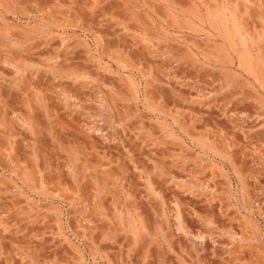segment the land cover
<instances>
[{
    "label": "bare ground",
    "instance_id": "bare-ground-1",
    "mask_svg": "<svg viewBox=\"0 0 264 264\" xmlns=\"http://www.w3.org/2000/svg\"><path fill=\"white\" fill-rule=\"evenodd\" d=\"M0 264H264V0H0Z\"/></svg>",
    "mask_w": 264,
    "mask_h": 264
},
{
    "label": "rangeland",
    "instance_id": "rangeland-1",
    "mask_svg": "<svg viewBox=\"0 0 264 264\" xmlns=\"http://www.w3.org/2000/svg\"><path fill=\"white\" fill-rule=\"evenodd\" d=\"M83 24V23H82ZM76 31V32H75ZM73 33V35H75V41H76V45L74 46V49L75 50H77V48H78V50L77 51H75L74 49L72 50V53H67V54H65L64 52H60V55H61V58L63 59V58H69V59H67V62H69V65H74V67H76V68H78V69H81L82 67H84V65H85V67H88L89 65V67L91 68V66H92V64L91 63H89V65H87L88 63H87V48L85 47V45L84 46H81V45H83L84 44V41H86V42H88V43H90L91 45H92V49H95V47H97V43L95 42V39H94V37L90 34V33H88L87 34V31H84V30H82V29H79V28H75L74 30H72V31H70V33ZM83 34V35H82ZM90 34V35H89ZM84 35H86V36H84ZM104 35H105V37L103 36V38H102V45L100 46V48H99V53L98 54H100L101 52H102V49L104 48H107V47H109V46H114V44H115V42L118 40V38H115L114 36H110V35H106L105 33H104ZM112 38V40H110V37ZM83 37V38H82ZM86 37L88 38V39H86ZM90 38V39H89ZM107 38V39H106ZM107 40L106 42L104 41V40ZM113 39H115V40H113ZM83 41V42H82ZM91 41V42H90ZM111 41V42H110ZM105 42V43H104ZM118 42V41H117ZM80 43V44H79ZM101 44V43H100ZM108 44V45H107ZM80 48H82L83 50H81V51H84L85 53H81V51H80ZM85 48V49H84ZM62 51H65V50H62ZM77 52V53H76ZM65 54V55H64ZM82 54H84V55H82ZM73 55V56H72ZM82 56H84L85 58L84 59H82L83 57ZM72 57V58H71ZM78 58V59H77ZM81 58V59H80ZM100 59V58H99ZM74 60V61H73ZM101 60V63H102V65L103 66H105V67H107V66H109L108 65V63H107V60L106 59H100ZM81 62V63H80ZM83 63V64H82ZM77 65V66H76ZM79 66H81V68L79 67ZM115 68H117V66L115 67ZM143 111H144V109H143ZM92 115V116H91ZM96 114H94V113H92L91 112V114L89 115V116H86V118L87 119H89L90 121L91 120H93L92 122H95L96 124H101V125H104L105 124V122H100L101 120V117H97V116H95ZM94 117H95V120H94ZM98 121V122H97ZM100 122V123H99ZM58 203H60V201H58Z\"/></svg>",
    "mask_w": 264,
    "mask_h": 264
}]
</instances>
